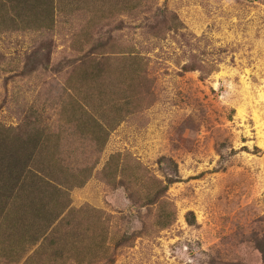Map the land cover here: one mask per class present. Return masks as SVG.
<instances>
[{
    "label": "rangeland",
    "instance_id": "rangeland-1",
    "mask_svg": "<svg viewBox=\"0 0 264 264\" xmlns=\"http://www.w3.org/2000/svg\"><path fill=\"white\" fill-rule=\"evenodd\" d=\"M80 5L53 0L45 27L0 17L3 124L68 88L85 53L110 57L104 83L126 89L101 149L71 159L90 171L60 198L75 233L63 264H264V0H126L92 21ZM12 226L0 264H42L45 241Z\"/></svg>",
    "mask_w": 264,
    "mask_h": 264
},
{
    "label": "trees",
    "instance_id": "trees-1",
    "mask_svg": "<svg viewBox=\"0 0 264 264\" xmlns=\"http://www.w3.org/2000/svg\"><path fill=\"white\" fill-rule=\"evenodd\" d=\"M77 1L87 3L86 7L80 5L77 10L89 13V21L95 16L105 18L113 10L126 6V0H113L107 6L106 0ZM52 3L53 0H0V17L2 22L18 17L20 22H34L33 27L37 23L38 26H51ZM100 48L99 43L92 47L94 51ZM102 56L100 52L99 56L83 54L82 61L66 77L68 88L63 87L61 94L58 92L53 99L51 95L45 96L38 103L34 99L14 125L0 122V224L9 226L8 230L13 225L19 236L16 241H45L50 251L45 259L43 257L42 264H63L71 257L72 251L66 242H74L72 235L75 233L74 228H70L68 220L71 219L68 216L60 218V210L69 207L66 197L60 198L70 187L85 182L90 171L87 164L74 167L71 159L85 144L100 150L107 130L118 123L126 105L125 101L119 103L126 92L122 87L124 83H120L119 88H107L104 83L110 57ZM134 58L130 57L131 60ZM42 66L45 67L44 62ZM119 68L127 79L125 69ZM129 77V80L134 78ZM53 104L58 109L57 123L51 128L43 113ZM113 156L118 157L112 155L105 166L115 162L117 158ZM9 202L10 206L6 208ZM46 207L53 210L54 215L47 214ZM68 212L70 214L71 209ZM2 231L5 232L3 228ZM2 243L9 242L3 240ZM13 244L8 255H14L16 261L20 255ZM2 249L8 251L9 246L4 245ZM40 249H45L43 244Z\"/></svg>",
    "mask_w": 264,
    "mask_h": 264
}]
</instances>
